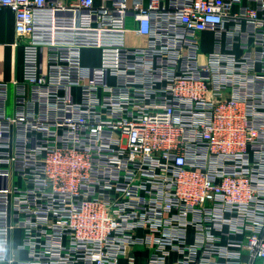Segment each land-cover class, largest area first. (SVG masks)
<instances>
[{"label": "built area", "instance_id": "2783aa9c", "mask_svg": "<svg viewBox=\"0 0 264 264\" xmlns=\"http://www.w3.org/2000/svg\"><path fill=\"white\" fill-rule=\"evenodd\" d=\"M0 6L23 47L0 79L15 264H264V0Z\"/></svg>", "mask_w": 264, "mask_h": 264}, {"label": "crops", "instance_id": "0c3cea01", "mask_svg": "<svg viewBox=\"0 0 264 264\" xmlns=\"http://www.w3.org/2000/svg\"><path fill=\"white\" fill-rule=\"evenodd\" d=\"M95 1L97 4L101 2V0ZM210 37V32H206L203 35V47L205 50H210ZM236 52L239 53L238 50H236ZM82 60L85 65H96L98 63V59L95 63H88L84 60V56ZM22 64L23 47L22 41L15 32L14 14L9 8L0 6V79L9 83L14 80H20L23 73ZM20 239V230L14 229L11 232V239L8 247L12 250L15 260L26 257V252L24 250L17 249ZM142 255H144V253ZM142 258L143 257L140 258L141 262L143 260ZM172 259L173 258H171L169 262H171ZM119 264H125V260L120 259Z\"/></svg>", "mask_w": 264, "mask_h": 264}, {"label": "clouds", "instance_id": "9594fccd", "mask_svg": "<svg viewBox=\"0 0 264 264\" xmlns=\"http://www.w3.org/2000/svg\"><path fill=\"white\" fill-rule=\"evenodd\" d=\"M0 264H15V256L5 239H0Z\"/></svg>", "mask_w": 264, "mask_h": 264}, {"label": "rangeland", "instance_id": "374dc122", "mask_svg": "<svg viewBox=\"0 0 264 264\" xmlns=\"http://www.w3.org/2000/svg\"><path fill=\"white\" fill-rule=\"evenodd\" d=\"M130 26V24H128ZM129 40L131 44L136 43V36L133 33H129ZM84 60L88 63H95L98 59V52L95 49H84L83 51Z\"/></svg>", "mask_w": 264, "mask_h": 264}]
</instances>
